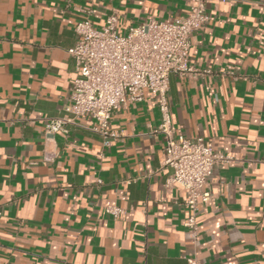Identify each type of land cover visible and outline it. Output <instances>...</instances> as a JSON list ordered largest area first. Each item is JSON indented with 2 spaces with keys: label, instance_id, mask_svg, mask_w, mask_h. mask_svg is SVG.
Segmentation results:
<instances>
[{
  "label": "crops",
  "instance_id": "crops-1",
  "mask_svg": "<svg viewBox=\"0 0 264 264\" xmlns=\"http://www.w3.org/2000/svg\"><path fill=\"white\" fill-rule=\"evenodd\" d=\"M192 0H0V264H188L182 187L166 188L156 100L117 112L105 147L93 119L45 136L76 77L68 50L83 10L118 32L183 17ZM192 35L204 77H170L177 135L203 137L235 163L214 168L201 204L203 264H264V0H210ZM45 153L56 154L45 161ZM103 155V156H102ZM126 213L114 219L106 207Z\"/></svg>",
  "mask_w": 264,
  "mask_h": 264
},
{
  "label": "built area",
  "instance_id": "built-area-1",
  "mask_svg": "<svg viewBox=\"0 0 264 264\" xmlns=\"http://www.w3.org/2000/svg\"><path fill=\"white\" fill-rule=\"evenodd\" d=\"M209 1L192 0L185 16L168 21L151 19L125 35L118 32L116 13L98 28L90 19L92 10H83L75 27L77 42L68 50L76 72L71 93L62 109L63 116L49 119L45 127L49 140L59 133L68 135L69 126L79 121L93 119L97 125L92 130L105 139V147H110L123 137L122 133L110 131L113 116L143 102L149 93L160 113L154 133L162 135L165 142L162 166L171 171L165 187L178 186L186 191L184 206L188 216L184 227L195 247L186 259L188 264H203L197 215L201 204L213 200L206 190L207 178L214 168L236 162L232 155L217 150L203 137L177 135L172 123L170 77L189 79L212 73L193 65L190 57L192 35L203 31L209 22ZM55 158L56 154L45 153V161ZM105 212L114 219L126 213L118 206L106 207Z\"/></svg>",
  "mask_w": 264,
  "mask_h": 264
}]
</instances>
